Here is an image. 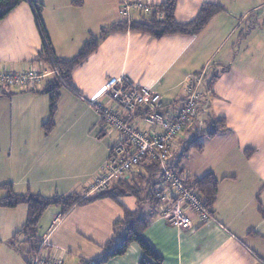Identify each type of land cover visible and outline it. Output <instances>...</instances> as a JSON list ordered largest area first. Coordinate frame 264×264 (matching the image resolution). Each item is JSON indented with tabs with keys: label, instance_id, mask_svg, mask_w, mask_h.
<instances>
[{
	"label": "crops",
	"instance_id": "obj_1",
	"mask_svg": "<svg viewBox=\"0 0 264 264\" xmlns=\"http://www.w3.org/2000/svg\"><path fill=\"white\" fill-rule=\"evenodd\" d=\"M30 1L41 3V22L55 55L62 58L74 56L90 33L98 35L102 26L125 19L121 0H83L80 6L72 0ZM140 1L156 6L165 0ZM206 2L220 3L225 10L196 34L156 38L126 30L103 36L97 49L72 71L70 87L60 88L54 127L47 133L41 126L47 118L48 96L0 85L6 116L16 114L32 124L30 129L11 132L9 151L16 156L0 168V184L11 183L17 193L43 196L82 193L111 145L105 132L98 136L93 131L99 119L88 96L108 81L128 78L134 84L154 86L165 105L178 104L186 97L189 76L202 73L196 84L201 96L196 121L203 128L223 118L226 130L212 137L200 132L203 148L190 150L182 166L184 174L211 172L219 179L212 219L202 223L192 213L193 227L183 230L151 214L143 234L162 256V264H264V24L242 36L245 26L264 20V0H252L247 6L240 0H177L175 20L190 21ZM136 13L142 19L148 16L129 10V19L138 21ZM41 49L34 13L24 0L0 20V67L52 68L37 58ZM75 121L79 129L70 130ZM124 208L150 211L130 195L76 205L62 215L57 206L49 207L38 230L42 255H63L65 264L98 257ZM26 212L25 204L0 207V264H26L23 248L6 242L23 224ZM141 255L133 242L125 254L103 264H138Z\"/></svg>",
	"mask_w": 264,
	"mask_h": 264
},
{
	"label": "trees",
	"instance_id": "obj_2",
	"mask_svg": "<svg viewBox=\"0 0 264 264\" xmlns=\"http://www.w3.org/2000/svg\"><path fill=\"white\" fill-rule=\"evenodd\" d=\"M22 1L24 0H0V20L7 16ZM26 1L29 3L34 13L42 38V49L38 53L37 58L42 59L47 65L61 68V75L46 78L42 88L27 90L37 91L48 96L47 118L41 126L46 133L54 127V116L58 105L60 88L70 87L72 71L97 49L99 40H101L105 34L126 30L148 33L156 38L172 34H196L204 28L214 15L225 10L220 3L206 2L201 5L197 15L193 19L185 23H179L174 18L177 0H165L159 5H156L153 12L142 20H119L108 26H102L98 35L92 33L88 35V38L82 43L74 56L62 58L55 55L51 42L41 22V3L30 0ZM71 3L80 6L83 0H72ZM158 12H161L163 16L159 17L157 15ZM263 24L264 20L253 22L245 26L246 28H244L245 31L242 36H244L249 29ZM1 86L7 90L10 89L14 92H21L9 86ZM189 95V93H186V97L178 104H172L171 102L169 105L170 108L166 107L167 105L163 103V108L161 109L163 117L166 120L174 121L179 111L184 107ZM200 99L201 96L196 103L193 113L186 114L187 118L183 120L180 131L174 135L172 141L168 145L166 164L173 172L183 177L186 186L200 195L205 206L210 208V212L212 213L211 207L217 197L219 179L211 172L202 176L190 175L187 173L183 175L184 169L181 164L190 150L200 151L203 148V144L198 138L200 132L206 131V135L212 137L217 132L226 130L223 118H218L210 122V125H207L208 127L204 126L200 128L201 124H198L196 121ZM136 116H139V113H137ZM139 118V125H145V123L143 124L142 118ZM186 131L191 132L192 135L182 141V134ZM102 133V129H99L97 135L101 136ZM179 140L182 141V149L179 153H176L174 147L179 144ZM140 167L141 168H137L139 171L136 169L129 176L114 180L106 190L87 196L76 191L66 194L56 193L52 196H43L39 193L29 191L17 193L13 190L11 183L0 184V191L2 192V194H0V207L15 208L21 204L27 206L25 221L6 242L17 250L20 249L19 245L23 244L21 252L25 257V263L28 264L27 258L30 255L38 253L41 249H39L40 238L39 240L37 239L39 237L38 226L42 215L50 206H57L62 215L76 205H84L102 198L117 200L118 197L123 195H130L136 198L140 206L142 204L147 205L150 211L144 212L141 208L136 210L124 208L122 218L113 223L112 234L101 246V253L99 256L93 259L81 258L79 264H103L114 257L125 254L129 244L133 242L136 243L142 251L138 264H162V256L155 250L152 243L143 234L152 216L151 214L154 216L158 215L160 202L155 198L154 192L160 182L162 171L159 162L152 160V158H148L147 162L143 161L140 163ZM43 255L50 256V254L44 253Z\"/></svg>",
	"mask_w": 264,
	"mask_h": 264
},
{
	"label": "built area",
	"instance_id": "obj_3",
	"mask_svg": "<svg viewBox=\"0 0 264 264\" xmlns=\"http://www.w3.org/2000/svg\"><path fill=\"white\" fill-rule=\"evenodd\" d=\"M154 8L155 5L148 1H122V13L126 16L129 10H139L149 15ZM58 68L53 66L47 71L26 67L10 71L0 67V85L20 91L40 89L46 78L58 76ZM202 76V73L193 74L188 80L189 98L174 121L166 120L161 114L162 97L155 88L134 84L128 78L108 81L91 95L88 102L96 110L100 129L105 132L110 127L115 131V136L106 160L82 194L87 196L106 190L114 180L129 176L141 168L140 163L152 158L159 162L162 171L154 192L160 202L158 216L183 230L193 227L189 212L197 214L202 223L212 219L210 208L205 206L200 195L186 186L183 177L166 164L168 145L180 131L186 114L193 113L200 98L196 84ZM137 113L139 116H136ZM139 117L145 123L143 127L139 125ZM39 249L38 253L27 258L28 264H65L63 255H42L41 243Z\"/></svg>",
	"mask_w": 264,
	"mask_h": 264
},
{
	"label": "rangeland",
	"instance_id": "obj_4",
	"mask_svg": "<svg viewBox=\"0 0 264 264\" xmlns=\"http://www.w3.org/2000/svg\"><path fill=\"white\" fill-rule=\"evenodd\" d=\"M122 1L123 0H121V3H122ZM250 2H252V0H240V3H242L243 6H247L248 4H250ZM153 10H152V12H153ZM136 11H139V10H136ZM120 13L122 15H124L122 13V8L120 9ZM137 14L138 13H136V15H135L136 20L142 19V17L139 16V15H137ZM157 15L160 16V17L163 16V14L161 12H158ZM124 16H125V19L122 18L121 15H120V17L122 18L120 20H126V21L132 20V19H129L130 17H128V15L127 16L124 15ZM131 18H132V15H131ZM253 20H254V18H253ZM249 21H250V19H248L246 23H249ZM105 24H108V23H105ZM241 27L243 28L244 26L242 25V26H240V28ZM240 28H238L236 30V32H235L236 34H238V32L242 29V28L241 29ZM109 33H111V32H109ZM109 33H107V34H109ZM233 39H234V41H236V36L235 35H234V38ZM230 42H228V43H230ZM226 45H228V44H226ZM58 69H59V74H58V76H59V75H61V68H58ZM44 70L49 71L50 69L46 66V68H44ZM209 72L211 73L210 70H209ZM191 76L192 75H190L189 77H191ZM148 86H151V85H148ZM151 87L154 88V86H151ZM89 97L90 96H88L87 101L89 100ZM166 107H169V105H167ZM8 108H9V104H8ZM6 112H7V107H4V105L0 104V115H1V113H3V116L0 117V168L1 167H4L6 164H9V161H11V158L14 157V156H16L15 153H10V151H9V145H10V140H11V137H9V136H10L11 132H13V131H20V129H30L31 128V125H32V124L30 125L31 122L29 123V121L26 118H21V121H20V116L19 115H16L15 114V117L14 118H10L9 116H6ZM100 127H101V125H98V124L95 125L93 131L96 132V133H98V130L100 129ZM108 128L109 129H107L105 131L106 132V136L109 138V141L112 143V141L114 139V136H115V131L113 129H111L110 127H108ZM69 129L70 130L71 129L72 130H78L79 129V123H77V121H75L72 125L69 126ZM191 135H192L191 132H188V131L184 132L182 134V141H184L185 139H187ZM103 138L108 139V138H106L104 136H103ZM182 141L179 140V144L174 147L176 153H179L181 151V149H182V145H181ZM8 158H10V159H8ZM2 169H0V170H2ZM97 173H98V171H97ZM0 194H2L1 191H0ZM50 207L51 208H56V206H50ZM190 214H192V213L189 212V215ZM40 221H41V219H40ZM40 223L41 222H39V226H40ZM39 226H38V230H39ZM37 239L39 240V237ZM20 247L23 248V244H20ZM71 264H73L72 261H71Z\"/></svg>",
	"mask_w": 264,
	"mask_h": 264
}]
</instances>
